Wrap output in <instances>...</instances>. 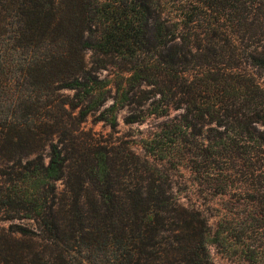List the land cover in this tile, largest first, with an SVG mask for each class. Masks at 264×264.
I'll use <instances>...</instances> for the list:
<instances>
[{"label":"trees","instance_id":"obj_1","mask_svg":"<svg viewBox=\"0 0 264 264\" xmlns=\"http://www.w3.org/2000/svg\"><path fill=\"white\" fill-rule=\"evenodd\" d=\"M120 109L162 118L151 160L85 126ZM181 165L237 201L214 232ZM210 242L264 259V0H0V264H214Z\"/></svg>","mask_w":264,"mask_h":264},{"label":"rangeland","instance_id":"obj_2","mask_svg":"<svg viewBox=\"0 0 264 264\" xmlns=\"http://www.w3.org/2000/svg\"><path fill=\"white\" fill-rule=\"evenodd\" d=\"M98 78L108 80L106 88L110 90L109 96H112L115 94V86L121 81L124 82L125 76H114L112 73L104 71L101 76H98ZM111 102L112 99L109 97L104 106L109 105ZM125 113V109L119 110L117 114L118 131L111 135L109 134L110 128L102 122L93 121V116H90L87 119L85 126L92 128L94 131L100 132L104 138H112L117 144L124 142V145L129 146L137 155L151 160V157L142 149V140L151 136L156 130L157 125L162 121V118L148 116L140 123L125 125L122 119ZM174 113L175 112L172 114ZM168 171L171 178L173 193L178 198V201L185 206L200 209L208 218L211 232H214L216 229L217 221L226 213V208L230 206L235 207L237 204L235 198H230L229 196L207 195L203 186H199L191 171L184 165L170 168ZM58 184L59 187L62 186L61 183ZM237 208L238 210H241L243 207L238 205ZM245 244L250 247H255L260 243L256 240L252 241V239H246ZM238 245L239 244H233L232 246L238 247ZM208 251L214 264H264V259H259L253 262L245 259L239 253L228 254L212 242L208 244Z\"/></svg>","mask_w":264,"mask_h":264}]
</instances>
